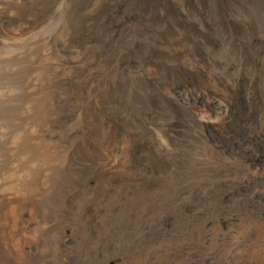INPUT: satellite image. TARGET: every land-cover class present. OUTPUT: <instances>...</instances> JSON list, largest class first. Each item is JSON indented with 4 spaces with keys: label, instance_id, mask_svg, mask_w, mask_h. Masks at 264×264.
<instances>
[{
    "label": "bare ground",
    "instance_id": "1",
    "mask_svg": "<svg viewBox=\"0 0 264 264\" xmlns=\"http://www.w3.org/2000/svg\"><path fill=\"white\" fill-rule=\"evenodd\" d=\"M49 1H50L51 8L48 11L49 12L48 16H50L51 21H53L54 19H57V20L56 22L55 21L49 22L51 26L46 27V28L54 27V30H52L50 33L49 31L47 32L46 30L43 32L40 31V33L43 35L42 36L43 41L42 43H40L42 45L38 46L40 45L38 43V45L36 46L39 47V51L37 55V60H38L37 64L39 68L38 66L37 68L40 69L41 72L38 74L37 80L36 79L35 80L39 81V84L43 88V93L47 97V102H48V106H47L48 112L45 111L47 113V116H44L45 118H47V121H46L47 125H44L46 130L45 132H42V131L41 132L46 133L49 137L46 138L47 141L44 140L43 142V140H41L43 142V146L40 143H38V146H40L41 149L43 148L42 150H44L45 152L50 151L51 157L49 158L48 155L47 156L45 155V152L43 154L42 150L39 149L37 151H40V154H38L39 152L35 153V151L33 154V156H36V158L34 159L36 161L31 163L32 161L28 162L29 159L27 160V162L31 164V166L29 167L26 166L27 170H25L26 168L25 169L21 168L23 165L20 166L19 164V166L18 165L16 166L15 164H13L15 165L16 168L18 167V169L19 168L20 169L18 173H16L17 177L15 178L14 183L12 182H11L12 184L10 183V187L13 186L14 188L16 187L22 191L27 190L29 193H32L33 195L35 192L36 194L40 193L41 194L40 196L42 195L46 196L48 201H50L51 204L53 203V208L56 213L58 224L55 228L53 229L51 228V230H48V231L46 230L47 232H45L44 237H42L44 241V243L43 241L42 243L44 245L41 244L43 247L41 249H43L42 250L43 254L44 252L48 251L46 252L48 253V256L45 255L46 258H44L43 262L41 261L42 263L40 262L41 264H46V262H48V264H63L61 259H59V256H60L59 255L60 254L59 244H60L61 237H64L65 232H68L69 234L75 235L77 237H82L83 240L84 239L90 240L91 238L89 237H92V236L89 234L88 232L89 230H87L88 228H87L86 222H88V220L93 215L97 217V220H99V222H101L100 224L102 228L99 231L100 236L106 238V235L110 233L109 230L111 229L112 234L110 235H112V237L110 236H107V237H110L111 239L110 242L111 241L113 242L115 251L118 252V250L121 249V251L124 250V251L129 252L130 250L128 249L130 248L129 246H131L130 243L131 242L135 243L133 244L134 247L133 248L131 247L132 250L130 254H132L131 255L132 257H130V259L133 258V260L132 259L131 260L134 262V264H141L142 263L141 259L143 260L146 258L148 259L152 254H154L155 250H157L158 248L162 246L161 241H164V240L168 241V239L163 240L160 238L161 241L158 240L159 241L158 243L157 242H153L151 244L147 243L149 246L147 245L145 248L144 247L145 245L143 244V242H140V239L142 237L139 239L138 236L139 234L141 235L144 226L153 224L156 216L158 217L160 213H163L164 211L168 209L170 210L171 207H173L174 209L175 205L172 204V202L174 203L177 201V199H174V197L177 198L175 195L179 193L181 195V191L184 193L187 191V194L185 193L186 194L185 197L187 199L188 198L187 196H190L193 193L194 189L197 188L199 189V192H202L205 196H207L208 201L209 200L211 201L212 198L214 199L215 196L217 197V195L219 194V192L217 191H220L219 189L217 190L215 186V181H219L225 178L228 179V177H231V179L233 180L243 179L248 175V171L250 170L249 167H246L247 166L246 163L241 162L240 158L236 154L231 155V153L228 152L229 150L227 151L225 147L220 144L218 137L215 136L217 134H215L214 131H210V127L212 126L211 125L212 123H210L211 121L210 117L205 115L207 117V120H206L207 123H205L204 121H201L200 114H199L200 112L196 111L195 106L193 107L192 105H189L190 101L188 100L189 95L187 92L181 93L178 95L174 94V91L171 90L170 86L165 83L162 86V89L160 88L161 91H158V90L155 91L152 88V86H149L147 84L146 82L147 76L153 77L154 80H156V82L158 81V83L160 81L158 70H157V65L153 63H147L146 61L147 52L152 49H156V48H165L169 52H172V51L179 52L180 51L179 55H180L181 60L184 63H186V65L189 68L196 70L197 73H199V76L201 75L200 77L202 78L201 79L202 84L207 85V87L209 86V88L210 86L213 88H216V92H219L226 96L228 95L229 89H230L228 83H230L232 86L235 87L239 81L240 76L244 75L245 77H248L247 87L245 89L246 97L248 101H250L251 99L250 95L252 92L251 89L253 88V80L255 76L257 75V80H258L257 84L259 88L258 93H260V98L257 97V100L259 101V103H257L258 104V107H257L258 108V111H257L258 119L257 120L259 121L258 128H261L264 130V50L261 49V47H259L258 45L257 47V66H254V64L251 62L244 63L245 60H244L242 50L236 49L230 43V40H227L226 37L219 35L218 32H215L219 40L218 47H214L211 44H209L201 34L194 33L192 34L190 39L182 40L181 34L183 33L184 29L179 28V26H178V29L173 32L169 41H165L162 36V29L164 28L162 21L159 18H157L156 22H152L150 18L152 16L151 13L143 12L142 10L139 9L140 6L139 7L137 6V11L141 14H144V17L141 18L140 20H137L133 24V26L126 24L128 26L127 27L125 26L126 28L121 33H119L120 35L118 34L119 36L117 35V37L114 38L112 43L108 44L107 47H105L106 49L104 48V46H99V45L94 46V51L91 54H92V59L95 61V63L90 64L92 66L89 65L86 72L83 71L82 73H80L82 68L83 70H85L84 69L85 67L87 68L88 64L86 63L87 65H84L85 67H82L81 70H79L80 72H78L77 68L74 67L76 63L65 59L63 52H61L62 48L64 49V47L70 46L72 34L73 33L76 34L79 31L81 26L83 27V25H88V24L93 25V23L91 22L93 21L94 16L104 13L102 9L106 4H112L113 2L115 3L117 0L116 1L115 0H84L82 7H80V4L78 3L76 4V6L72 5L73 4L72 0H49ZM16 2L17 1H15V3ZM178 3L187 12L190 18L196 20L195 18L197 14L191 16L189 14L190 10L188 11L186 9V5L183 4L181 0H178ZM0 4L7 5L5 7H9L12 5L11 0L10 1L0 0ZM198 6H200L199 3H198ZM206 7H207L206 9L207 11L208 8L210 7L209 4ZM249 17L250 16L248 17L245 16V18H247V20L250 22ZM198 19H199V15H198ZM22 26L23 24L21 25V27ZM35 32L36 30H33V31L30 30V31H25L24 33H21V34L19 33L16 36V39L24 38V40H26ZM252 32H254V30H252ZM198 35H200L204 41L203 48L205 50L204 52L205 57H207V61H206L207 63L203 61L201 56L191 53L193 51L192 46L195 40L198 41V38H197ZM8 36L10 35L8 34ZM14 36L15 35H12V37ZM112 37H113L112 33L110 32L105 33V39L109 40L110 38L112 39ZM188 37H185V38H188ZM32 38H29V39H32ZM34 38L36 39V37ZM250 39H251L250 37L242 38V40L248 41L249 44L251 42ZM36 41L37 39L34 42L35 44H36ZM7 43H10V42H7ZM85 46L90 47L88 45H85ZM30 48H33V47H30ZM78 49H80V47ZM80 51H79V54L76 56L79 57L80 53H82V50ZM29 52H31V50ZM132 53H134L135 60H134V64L131 65L130 61L132 60L130 59L129 55ZM8 57H9V54H8ZM152 57H155V56L153 55ZM82 58L79 57L78 60L80 61V59ZM87 59H85V61ZM174 60L169 57H165L166 62H170ZM89 61L90 59H88L86 62H89ZM82 62L81 64H83ZM166 62H165V65H166ZM67 78H71V79L73 78V80L77 81L78 84H81L82 87L79 90L78 95H75V96L70 95L72 93H75V91L71 90L72 88L71 89L69 88L68 90L69 85L65 83L67 81ZM15 89L16 87L14 88V90ZM38 94L39 93H37V95ZM157 95L161 97L155 104H153V102H151L149 98L152 97V99L154 100L156 97H158ZM193 95H195V93ZM170 96H173L178 101V103L181 105V107H184L187 110V112L185 111V114L181 115L177 111L172 109L171 107H167V105L161 104L162 102H160V99L164 100L165 98H167L169 100ZM196 100L197 98L195 97V101ZM207 102H204V104ZM256 102L257 101H255V103ZM220 105L221 104L219 101H215L209 104V106L212 108L213 114L216 113ZM45 108L46 107H44L43 109L45 110ZM63 112H66V113L68 112L69 114L73 112V114L71 115L72 119L67 120L66 118L67 122L64 121V123L62 122L61 124L59 122V119ZM217 112L219 113V111ZM228 112L229 111H227V113ZM137 116H140L141 119L139 120ZM227 116H225L223 119L220 118L221 122L217 127L219 128L226 127ZM92 122H96V125L100 126V130L102 131V134H103L100 140V144L101 143L105 144L103 147L101 146L103 148L102 154L96 153V151L93 148H91L89 144H86L87 136L85 134L84 129L88 126V124L91 126ZM178 122H181L182 124L180 125ZM206 124H209V127H207ZM179 126L182 130V133L178 132L177 130ZM45 128L43 127V130ZM41 129H42V126H41ZM27 130L32 131L33 129L29 128ZM218 130H221V129H218ZM104 134H110L112 136V139L114 140L113 146L110 149H108L109 145L106 144L107 139H105ZM37 135H39V133ZM34 137L36 138V136ZM40 137L41 135H39L38 139H40ZM109 139H111V137H109ZM27 141H29V138ZM145 141L147 142L146 144L143 143ZM26 145L22 144L21 146L22 147L24 146L26 148L27 147ZM46 147L49 149V151L48 149H46ZM29 148L30 147L28 145L27 149ZM27 149H24V150H27ZM36 149H37V146H36ZM31 151L33 152V150ZM31 151H30V154H32ZM25 154L26 152L23 153V157L24 156L26 157V155L30 156L29 154H26V155ZM145 154H149L148 157L151 154V157L153 158V160L157 159L158 157H161V158L163 157L165 159V161L159 159L161 163H158V161L155 162V160L153 162L152 170H154V172L156 173V177L158 179L155 183H153L152 181L151 188H148V186L146 185L144 187L142 186L141 188L139 187L140 189L138 190L137 195L133 194V192L129 193V190H132L131 189L132 187L136 188V186H140L139 184L141 182V179L140 181L139 180L134 181L136 179L132 180L131 178H127V179L124 178V183H122L123 181L122 180L121 183L119 182L120 184L114 187L115 188L114 190L112 188V191H111V187L113 186H112L110 179L114 176H118V177L119 176H122V177L131 176L132 172L135 173L136 171V170H133L134 167H136L133 165L134 161L136 159L139 160V158H141L142 155L145 156ZM28 156L26 157V159L28 158ZM33 156H30V157L32 158ZM23 157L21 156L20 158H23ZM15 158L16 157H14V160ZM20 158L18 159L20 160ZM3 159L4 157L2 158V160ZM16 162L18 161L16 160ZM22 163L24 164L25 162L23 161ZM1 165H5V164L1 163ZM15 167H12V168H15ZM14 170H17V169H14ZM140 170L142 171V169ZM12 172H15V171L12 170ZM9 173L11 174V171ZM4 176L3 175L0 176V185H3L5 183L3 179H6V177L3 178ZM141 178L142 180H144L143 177ZM10 179H12L11 176L10 178H7V183L11 181ZM183 188H184V191L182 190ZM7 190L8 189H6V191ZM27 191L26 193H28ZM199 192L197 193L199 194ZM21 193L23 194V192ZM197 193L195 192V194ZM170 197L171 198L173 197V200L169 199ZM166 199L167 200L169 199L170 201L169 200L168 201L170 203L166 201L167 204L166 203L164 204V201ZM183 199L185 198L183 197ZM181 200L182 199H180V201ZM88 205H91L92 210L89 214H85L83 212H85L86 207ZM118 205H120L121 211H120V214H118L119 216L114 218L113 209H115L114 207ZM45 212L47 211H44V213ZM127 215L129 216V220L126 217ZM212 216H214L213 213H212ZM125 217L128 220L127 222H125ZM90 220H92V218ZM210 220L211 219H209V221ZM218 221L217 222L213 221V222H216V225H217V223H219ZM255 222L256 221H254V223ZM262 222L263 221H260L261 224L257 222L258 224L255 226L257 228V231L255 230L257 234L256 236L258 237H261V236L264 237V222L263 223ZM202 223L203 222H201V224ZM203 224H204V227L207 226V225L205 226V222ZM206 224H207V221H206ZM231 224H234V223H231ZM213 226H214V223L212 224L211 228ZM204 227L202 228L204 229ZM234 227H232V229ZM197 228H200V227L198 226ZM60 230L62 231V233L63 232L64 233L61 234ZM213 230H216V229H213ZM202 231L201 233L203 234ZM193 232L195 234L197 230ZM193 232L191 231V233ZM216 232H219V230ZM191 233L189 231V235ZM123 234L127 235V237L124 239H123ZM231 234H233V232ZM163 237H166V236H163ZM199 238L201 237L199 236ZM199 238L197 239L199 240ZM92 239L88 243L90 244L89 247L88 245H87V248L86 246H84L85 249H87L88 251L89 250L93 251V249L95 250V248L98 246V245L97 246L95 245V243L98 244V241L94 240L95 241L94 242ZM263 239L264 238H262V240ZM79 240L82 241L81 239ZM79 240L78 242H80ZM106 241L108 242V240ZM224 242L226 244V241ZM259 242L257 243V245L259 244ZM80 243H83V242H80ZM140 243H142L144 246H141ZM81 246L79 245V248H81ZM253 246L251 248H253ZM262 246H263V251L261 252L262 248H258L255 245V247L257 248V260L261 259L264 262V245ZM223 248L226 249V245ZM96 250L98 249L96 248ZM251 252L255 253V249H252ZM78 253L76 254L73 253V254L77 255ZM95 253L99 254V251ZM125 253L126 252H124V254ZM237 255H236V258H237ZM71 256H74V255H71ZM249 257L251 258L252 256H249ZM238 259L239 258H237V260ZM104 260L105 259L102 258L101 262L105 264H109V262H105ZM64 263L66 264V261Z\"/></svg>",
    "mask_w": 264,
    "mask_h": 264
},
{
    "label": "rangeland",
    "instance_id": "2",
    "mask_svg": "<svg viewBox=\"0 0 264 264\" xmlns=\"http://www.w3.org/2000/svg\"><path fill=\"white\" fill-rule=\"evenodd\" d=\"M15 1H17L16 2L17 4L15 3ZM72 1H73L72 5L76 6V4L78 3L80 4V7L83 6L84 0L83 1L72 0ZM181 1L183 2V4L186 5V9L188 11L190 10L189 14L191 16L197 14L195 18L196 20L188 16L187 12L182 8V6L179 5L178 0H117L115 3L113 2L112 4H106L102 9V11L105 14L101 13L94 16V19L91 22L93 23V25L88 24V25H83V27L81 26L79 29L80 32L78 31L76 34L74 33L72 34L70 46H66L64 47V49L62 48L61 52H63L65 59L76 63L74 67L77 68L78 72H80L79 70H81L82 67H85L84 65L88 64L87 68L85 67L84 68L85 70H83L82 68L80 73H82L83 71L86 72L89 65L95 63V61L92 59V54H91L94 51V46L99 45V46H104V48L107 47V45L112 43L114 38H116L117 35L121 33L128 25L133 26V24L137 20L143 18L144 14H141L137 11V6L138 7L140 6L139 9L142 10L143 12L151 13L152 16L150 18L152 22H156L157 18H159L162 21L164 27L162 29V36L165 41H169L173 32L177 30L179 26V28L184 29L183 33L181 34L182 40L190 39L192 34L194 33L201 34L209 44H211L214 47H218L219 40L217 34L215 33L218 32L219 35L226 37L227 40H230V43L236 49L242 50L245 60L244 63L251 62L254 64V66H257L258 45L259 47H261V49L264 50V0H181ZM198 3L200 4V6H198ZM11 4L12 5L9 7H5L7 5L0 4V86H1L0 92L2 93V94L0 93V162L2 164L3 163L5 164V165H1L0 163V167H1L0 172L2 171L0 173V176L5 175L3 178L6 177V179H3L5 183L3 185H0V264H41L44 261V258H46L45 255L48 256V253H46L48 251L44 252L43 254L42 252L43 249H41L43 248L42 245H44L43 244L44 241L42 237H44L45 232L51 230V228L52 229L55 228L58 224L56 213L53 208V203L51 204L46 196L44 195L40 196L41 195L40 193H37L38 194L37 195L35 192L33 195L32 193H29L27 190L22 191L16 187H15L16 189L13 186L10 187V183L11 182L14 183V180L17 177L16 173H18L20 169V168L18 169V167L16 168L15 165L16 166L17 165L19 166V164L20 166L23 165L24 167L22 166L21 168L22 169L26 168L25 170H27V167L31 166V164H29L28 162L32 161L31 163H33L34 161H36L34 160L36 156H33L34 151L35 153L39 152L38 154H40V151H37L41 149V147L38 146V143L42 144L43 146L44 140L47 141L46 138L49 137L46 133H42L45 132L46 130L44 125H47L46 122L47 118H45L44 116H47L46 112H48L47 109L48 102H47V97L43 93V88L40 86L39 81H36L38 74L41 72V70L38 69L39 66L37 64L38 61L37 55L39 51L38 46H41L42 44L40 43H42L43 41L42 40L43 35L40 33V31L43 32L46 30L47 32L49 31L50 33L52 30H54V27L53 28L52 27L46 28V27L51 26L49 22H53V21L56 22L57 19L54 20L52 19L53 21H51L50 16H48L49 14L48 11L51 8L49 0H19V1L11 0ZM208 4L210 7L206 11L207 9L206 6ZM198 15H199V19H198ZM245 16L247 17L250 16L249 17L250 22L247 20V18H245ZM20 24L21 25L23 24V26L21 27ZM254 26L256 29L254 28ZM36 27L38 30L36 29ZM30 30L32 31L36 30V32L29 37V38L33 37L32 39L29 38L26 40H24V38L16 39V36L19 33L21 34L24 33L25 31H30ZM252 30H254V32H252ZM107 32L113 34L112 39L111 38L109 40L105 39V33ZM8 34L10 36H8ZM12 35L15 36L12 37ZM34 37H36L37 39L36 44L34 43L36 40ZM247 37L251 38L250 44L248 43V41L242 40V38H247ZM197 38L198 41L195 40L192 46L193 51L191 53L201 56L203 61L206 62L207 57H205L204 54L205 50L203 48L204 41L200 35H198ZM7 42H10L11 44ZM38 43L40 45H38ZM85 45L90 46L91 49L90 47H87ZM79 47L80 49H78ZM250 47H252L253 49ZM30 50L32 54L31 52H29ZM80 50H82V53H80L79 57L80 58L83 57L82 59H80L81 62L84 61L82 62L83 64H81V62L78 60L79 57L76 56L79 54ZM179 52L177 51L169 52L165 48H156L148 51L146 61L147 63H153L157 65L160 81L158 83V81L156 82V80H154L153 77L147 76L146 77L147 84L149 86H152V88L155 91L157 90L161 91L160 88L162 89V86L165 83L170 86L171 90L174 91V94L178 95L187 92L189 95L188 100L190 101V102L188 101L190 103L189 105H192L193 107L195 106L196 111L200 112L199 114L201 121L207 123L206 121L207 117L205 115L209 116L211 120L210 123H212L211 124L212 126L210 127V131H214L215 134H217L215 136L218 137L220 144L224 146L227 151L229 150L228 152H230L231 155L236 154L240 158L241 162L246 163L247 166L246 165L245 166L249 167L250 170L248 169L249 170L248 175L243 179L233 180L231 179V177H228V179L225 178L219 181H215V186L217 190L218 189L220 190L217 191L219 192L220 196L218 194L217 197L215 196V198L217 199L212 198L211 200L212 202L210 200L208 201L207 196H205L202 192H199V189L197 188L194 189V191L196 193L199 192V194L198 193L195 194V192L193 191V193L190 195L191 197L187 196L188 197L187 199L185 197L187 191L185 192L186 194L181 191V195L180 193L175 195L177 198L174 197V199H177V201L175 200L177 203L172 202V204L175 205L174 207L175 210L173 209V207H171L170 210L168 209L163 213H160L161 215L159 214L158 217L156 216L157 218L155 217L153 224L147 225L148 224L147 223L146 224L147 226L143 227V231L141 235L139 234L138 236L139 239L142 237L140 239V242H143L145 246L142 243H140V245L144 246L145 248L148 244H151L153 242L158 243L159 241H161L160 238L163 240L168 239V241L167 240L161 241L162 242V246L160 245L161 249L158 248L157 250H155L154 254H152L148 259L147 258L144 260L141 259V262L142 263L144 262L143 264H224V263L225 264H231V263L232 264H238V263L264 264V262L261 259L257 260V248H256V247L262 248L261 252L263 251L262 245H264V239L262 240V238L264 237L261 236L262 237L261 238L256 236L257 228L255 227L258 223H260V221L264 222V218H263L264 217V186H263L264 185V130L258 128L259 121L257 120L258 119L257 103H259V101L257 100V97L260 98V93H258L259 88L257 84L258 81L257 75L253 80V88L251 89L252 92L250 95L251 96L250 101H248L246 97V90H245L247 87L248 77H245L244 75L240 76L239 81L235 87L232 86L230 83H228L230 89L228 95L226 96L219 92H216V88H213L211 86L209 88V86L207 87V85L202 84L201 83L202 78L200 77L201 75L199 76V73H197L196 70L189 68L186 65V63H184L181 60ZM153 55L155 57H152ZM87 57L88 59H90L91 62L90 61L86 62L88 60ZM129 57L132 60L130 61V64L131 65L134 64V60H135L134 53L130 54ZM165 57H169L175 60L166 62ZM85 59L87 60L85 61ZM65 83L69 85L68 90L69 88L70 89L72 88L71 90L75 91V93H72L70 95H74V96L78 95L79 90L82 87L81 84H78V82L73 80V78L72 79L67 78V81ZM15 87L16 89L14 90ZM37 93L39 94L37 95ZM194 93L195 95H193ZM160 97L158 96L154 100L152 99V97H150L149 99L151 102H153V104H155ZM195 97L197 98L196 101H195ZM215 101H219L221 105L217 110L219 111V113L216 111V113L213 114L212 108L209 106V104ZM255 101L257 102L255 103ZM160 102H162L161 104L167 105V107H171L181 115L185 114V111L187 112V110L184 107H181V105L173 96H170L169 100L167 98H165L164 100L160 99ZM204 102L207 103L204 104ZM40 106L42 109L46 107L45 110L44 109L42 110ZM227 111L229 112L227 113ZM72 114L73 112H71L70 114L68 112L67 113L63 112L59 119V122L62 124V122L64 123V121H66V118L67 120L72 119L71 118ZM226 114L229 115L227 116ZM225 116H227L226 127L225 128L217 127L221 122L220 120L223 119ZM137 117L139 120L141 119L140 116ZM178 123L180 125L182 124L181 122ZM206 126L209 127V124H206ZM43 127L45 128L44 130ZM29 128L33 130L32 131L27 130ZM218 129H221L222 131ZM84 130L87 136L86 144H89V146L93 148L96 151V153L102 154L103 153L102 147L105 144L102 143H101L102 145L100 144L101 136H103L102 131L100 130V126L96 125V122H92L91 126L88 124V126ZM177 130L178 132L182 133L180 126L178 127ZM38 133L39 135H41L40 139H38L39 138V135H37ZM28 135L31 137H29ZM42 135L45 136L43 137ZM104 135H105V139H107L106 144L109 145L108 149H110L113 146L114 140L112 139V136L110 134H104ZM34 136H36V138ZM27 137L29 138L30 142L27 141L28 140ZM42 137L45 139H43ZM109 137H111V139H109ZM41 140H43V142ZM29 143L32 144L30 145ZM143 143L146 144L147 142L145 141ZM22 144L26 145L27 147L26 148L24 146L22 147L21 146ZM28 145L30 148L32 147L33 148L27 149ZM21 147L23 150L21 149ZM46 149L48 148L46 147ZM31 150H33V152ZM30 151L32 154H30ZM22 152L23 153L26 152V154L33 156L32 157L33 160L30 156L26 154L25 155L26 157L28 156V158L26 159L25 156L23 157ZM42 152L44 154L45 151L42 150ZM45 155L46 156L48 155L50 158L51 157L50 151L45 152ZM148 155L149 154H145V156L142 155L143 157L141 156L139 160L136 158H135L136 160L134 159L135 161L133 165L136 167H134L133 170L136 171L135 173L132 172L131 176L112 177L110 179L113 186L111 187V191L112 188L114 190L115 189L114 187L118 186L122 180H123L122 183H124V178L126 179L131 178L132 180L136 179L134 181H138V180L140 181L141 179V182L139 184L140 186H136V188L132 187L131 188L132 190H129V193L133 192V194L137 195L138 190L142 186L144 187L146 185L148 186V188H151L152 181L153 183H155L158 179L156 177V173L154 172V170H152L153 162L155 160V162L158 161V163H161L160 160L165 161V159L163 157L162 158L158 157L157 158L158 160L157 159L153 160L151 154L149 157ZM19 156L20 157L22 156L23 158H20ZM3 157L4 159L2 160ZM14 157H16L15 160ZM18 158H20V160ZM16 160L18 162H16ZM21 161L22 162L24 161L25 163L23 164ZM139 167L140 169H142V171L139 169ZM9 170L11 171L12 175L9 173L10 172ZM12 170L15 172H12ZM10 176L12 179H10L11 181H9L8 184L7 178H10ZM141 177H143L145 181L142 180ZM6 189L8 190L6 191ZM182 190L184 191V188ZM20 191L23 192V194ZM26 191L28 193H26ZM179 195L181 196V198ZM45 197L47 200L45 199ZM183 197L185 199H183ZM179 198L182 200L180 201ZM169 199L173 200V197L172 198L170 197ZM168 200L166 199L164 201V204L165 203L167 204L166 201ZM114 208L116 210L113 209V213H114L113 217L116 218L117 216H119L118 214H120L121 211L120 205ZM181 208H183L184 210ZM91 210H92L91 205H88L86 207L85 212L83 213L89 214ZM44 211L47 212L44 213ZM210 212H212L214 216H212V213ZM216 216L217 217L219 216L218 217L219 221ZM126 217L129 220V216L127 215ZM126 217H125V222L128 221ZM211 217L214 218L212 219ZM91 218L92 220H90ZM91 218L88 220V222H86L88 228L87 230H89L88 232L92 236L89 238L92 239L94 237L95 239L93 238L92 240L98 241V244L95 243L96 246L98 245L96 247L98 250H96L95 248V250L94 249L93 251L89 250L90 251L89 252L87 249H85L84 246H86L87 248L88 245L89 247L90 244L88 243L90 242L91 239L90 240L87 239L88 241L84 239L87 242L86 243L82 237H77L75 235L69 234L68 232L65 233L63 232L64 237H61L59 244V253H60L59 259H61L63 264H65L64 263L65 261L66 264H97V263L105 264L101 262L102 258L105 259L104 260L105 262H109V264H134V262L132 261L133 258H131L132 260L130 259V257H132L131 256L132 254H130V252L132 250L131 247L133 248L134 247L133 244L135 243L134 242L130 243L131 246H129L130 247L128 249L130 250L129 252L124 250H122L123 251L122 252L121 249L118 250V252L115 251L113 242L112 241L110 242L111 240L110 237H112V235H110L112 234L111 229L109 230L110 233L106 235V238L100 236L99 231L102 228L100 224L101 222H99V220H97V217H95L94 215ZM209 219L211 220L209 221ZM200 221L203 223L205 222V226L206 225L207 226L204 227V224L203 223L201 224ZM213 221L216 222L218 221L219 223H217L216 225V222ZM254 221L256 222L254 223ZM212 222L214 223V226L212 228L216 230H213L211 228L213 224ZM198 226L200 228H197ZM202 227H204L205 230ZM232 227H234L233 228L234 230L232 229ZM195 229L197 230V232L200 231L199 232L200 234L197 232L194 234L193 231H196ZM218 230L219 232H216ZM189 231L190 233L191 231L193 233L189 235ZM201 231L203 232V234L201 233ZM60 232L61 234H63L61 230ZM230 232L231 233L233 232V234H231ZM126 234H123V239L127 237L128 234L127 235ZM199 236L201 238H199ZM213 237L215 238L216 241L214 240ZM197 238H199V240ZM77 239L78 240L81 239L82 241L80 240L79 241L83 243L78 242ZM221 239L224 240L222 241ZM106 240H108V242ZM224 241H226V244ZM258 242H259L258 244L259 246L257 245ZM252 243L254 246L252 245ZM79 245L80 246L82 245L81 246L82 250L81 248H79ZM225 245H226V249L223 248L225 247ZM251 245L253 246V248H251L252 247ZM39 248L41 249V251ZM252 249H255V253L251 252ZM77 250L79 253L77 252ZM98 251L99 254L95 253ZM247 251L250 253V255ZM124 252H126L127 254L126 253L124 254ZM73 253L75 254L78 253V254L75 255ZM236 255L237 258H239L238 260L236 258ZM249 256L252 257L250 258ZM46 264H48V262H46Z\"/></svg>",
    "mask_w": 264,
    "mask_h": 264
}]
</instances>
